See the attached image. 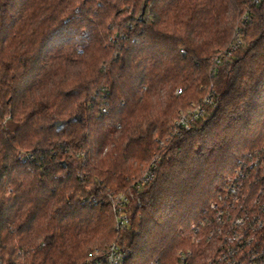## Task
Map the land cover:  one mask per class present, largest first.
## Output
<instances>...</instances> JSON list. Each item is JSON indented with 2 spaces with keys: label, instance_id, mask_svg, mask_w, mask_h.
Masks as SVG:
<instances>
[{
  "label": "trees",
  "instance_id": "trees-1",
  "mask_svg": "<svg viewBox=\"0 0 264 264\" xmlns=\"http://www.w3.org/2000/svg\"><path fill=\"white\" fill-rule=\"evenodd\" d=\"M247 3L0 0V104L12 114L0 125L2 264H84L118 236L111 206L91 195L127 190L155 155L123 236L128 264H178L187 249L190 264L210 258L225 178L248 168L244 189L264 188V165L248 166L264 151V0L243 44L215 62Z\"/></svg>",
  "mask_w": 264,
  "mask_h": 264
},
{
  "label": "built area",
  "instance_id": "built-area-1",
  "mask_svg": "<svg viewBox=\"0 0 264 264\" xmlns=\"http://www.w3.org/2000/svg\"><path fill=\"white\" fill-rule=\"evenodd\" d=\"M262 1L248 0L236 27L233 42L217 55L216 63L230 56L243 44L242 27L252 20L254 8ZM212 103L213 97L207 96L189 111L182 112L175 121L172 136L179 134L183 129L191 128ZM10 111L11 109L6 111L0 104V125L7 126L12 120ZM160 158L155 155L144 173L134 179L127 190H112L103 185L97 194L91 195L92 201L111 206L118 236L107 247L94 248L84 264H128L130 249L123 236L132 227L133 208L140 204L142 191L155 178ZM263 165L264 151L248 164L252 170ZM242 169L238 174L225 178L228 189L212 205L215 209V223L212 221L208 224L206 236L208 241H217V245L204 264H264V188L260 189L257 195L245 190L244 183L247 182L251 186L254 175L248 168L246 172ZM80 176L83 178L82 174ZM199 230L197 228L193 236L196 244L206 239L198 233ZM192 254L191 249L181 251L178 264H190ZM2 260L0 258V264Z\"/></svg>",
  "mask_w": 264,
  "mask_h": 264
},
{
  "label": "rangeland",
  "instance_id": "rangeland-1",
  "mask_svg": "<svg viewBox=\"0 0 264 264\" xmlns=\"http://www.w3.org/2000/svg\"><path fill=\"white\" fill-rule=\"evenodd\" d=\"M190 110V109H189ZM189 110H185V111H189ZM185 111H183V112H185ZM151 162V161H150ZM96 248V247H95ZM100 248H105L104 246L103 247H100ZM93 251V250H92ZM91 251V252H92ZM91 252L88 254V256L91 254ZM88 256L86 257V259L88 258ZM86 259H85V261H86ZM85 261H84V263H85Z\"/></svg>",
  "mask_w": 264,
  "mask_h": 264
},
{
  "label": "snow or ice",
  "instance_id": "snow-or-ice-1",
  "mask_svg": "<svg viewBox=\"0 0 264 264\" xmlns=\"http://www.w3.org/2000/svg\"><path fill=\"white\" fill-rule=\"evenodd\" d=\"M0 114H2V113H0Z\"/></svg>",
  "mask_w": 264,
  "mask_h": 264
}]
</instances>
